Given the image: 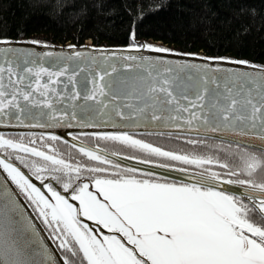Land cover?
<instances>
[{
    "label": "water",
    "instance_id": "95a60500",
    "mask_svg": "<svg viewBox=\"0 0 264 264\" xmlns=\"http://www.w3.org/2000/svg\"><path fill=\"white\" fill-rule=\"evenodd\" d=\"M3 133L49 134L81 146L73 134H109L125 141L133 133H171L264 152V67L145 43L100 48L0 41ZM130 164L189 184L227 188L195 174ZM0 264H68L1 166Z\"/></svg>",
    "mask_w": 264,
    "mask_h": 264
},
{
    "label": "rangeland",
    "instance_id": "374dc122",
    "mask_svg": "<svg viewBox=\"0 0 264 264\" xmlns=\"http://www.w3.org/2000/svg\"><path fill=\"white\" fill-rule=\"evenodd\" d=\"M0 157L5 172L23 184L16 163ZM227 193L127 178L84 182L69 193L47 182L37 195L90 264H264V227Z\"/></svg>",
    "mask_w": 264,
    "mask_h": 264
},
{
    "label": "trees",
    "instance_id": "16d2710c",
    "mask_svg": "<svg viewBox=\"0 0 264 264\" xmlns=\"http://www.w3.org/2000/svg\"><path fill=\"white\" fill-rule=\"evenodd\" d=\"M8 40L100 48H133L145 43L150 48L264 67V0H0V41ZM3 134L36 135L40 137L38 143L44 145L47 142L67 144L73 147L72 154H80L85 159L81 165H76L52 152L46 158L23 157L20 163L33 175L52 177L58 174L59 178L73 181L89 177L87 161H102L99 156L93 157L91 151L54 135ZM80 135L111 139L109 134ZM162 135L192 141L209 139L145 133L147 137L163 138ZM247 150L264 155L262 151L248 147ZM124 170L147 174L131 168ZM69 263L84 264L82 259H70Z\"/></svg>",
    "mask_w": 264,
    "mask_h": 264
},
{
    "label": "flooded vegetation",
    "instance_id": "af4514ba",
    "mask_svg": "<svg viewBox=\"0 0 264 264\" xmlns=\"http://www.w3.org/2000/svg\"><path fill=\"white\" fill-rule=\"evenodd\" d=\"M126 136L128 137L127 140L122 141L108 138H92L80 134L74 135L73 137L75 140L86 147L75 143L73 144L91 151L94 155L93 157L98 158L99 156L102 161H87L89 162V177L79 178L73 181L71 178H59L60 175L58 176V174L52 177H45L43 174H31L24 168L20 161L23 157L37 155L15 147L12 142L29 146L45 153V155L38 157L46 158L49 156V153L52 152L55 155L58 154L59 157L65 160H72L76 165H81L85 162V159L81 158L82 156L80 154H72L74 150L70 145L65 144L64 146V144L52 142H47L45 145L42 142L40 144L38 143L40 137L32 134H3L0 137V155L13 160L19 168L28 172L30 176L35 179L32 180L27 175L23 174L29 182L22 177L24 183L20 184L12 178L10 174L6 173L7 171L3 169L1 162L0 166L4 172L6 171L5 173L34 211L48 234L55 240L57 248L68 263L70 259H82L84 264H90L74 237L67 233L63 226L59 228L49 213L47 214V212L40 207L37 194L43 192V185L47 182L54 187V189L66 193L76 191L78 186L84 182H92L97 179L123 180L135 178L136 180L144 181V178H149L157 181L187 183L168 178L165 175L162 176L143 169H138L132 166L130 162L182 173L195 174L224 183L227 185V188L220 191H222L225 196H228L227 192L232 193L235 202L240 207L243 206L245 216L252 222L264 227V214L261 212L262 206H264L263 154L258 155V153L256 154L247 150V147L245 148L236 144L212 140L210 138L192 141L191 139L174 135H162L163 138L154 136L147 137L145 133H133ZM149 148L163 151L168 155L155 153ZM124 149H127V151L124 152ZM106 162L108 163L107 165ZM246 164L247 166H245ZM127 168L147 174L141 175L126 172L124 169ZM125 172L126 175H124ZM117 173H121L124 176L118 177ZM148 174L158 177H150ZM32 185L36 188L34 189ZM259 239L262 240V238Z\"/></svg>",
    "mask_w": 264,
    "mask_h": 264
},
{
    "label": "bare ground",
    "instance_id": "6f19581e",
    "mask_svg": "<svg viewBox=\"0 0 264 264\" xmlns=\"http://www.w3.org/2000/svg\"><path fill=\"white\" fill-rule=\"evenodd\" d=\"M2 135L0 134V137H1ZM109 137L111 138V139H114L111 135H109ZM74 138V137H73ZM75 139V138H74ZM68 262V261H67ZM69 264V263H68Z\"/></svg>",
    "mask_w": 264,
    "mask_h": 264
}]
</instances>
